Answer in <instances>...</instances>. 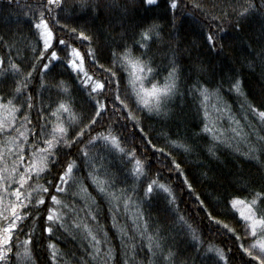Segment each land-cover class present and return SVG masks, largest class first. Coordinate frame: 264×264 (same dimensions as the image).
Instances as JSON below:
<instances>
[{"label": "snow or ice", "instance_id": "snow-or-ice-1", "mask_svg": "<svg viewBox=\"0 0 264 264\" xmlns=\"http://www.w3.org/2000/svg\"><path fill=\"white\" fill-rule=\"evenodd\" d=\"M164 2L166 11L171 12V18L166 21L170 25L168 35L171 37L184 23L186 14L180 13L183 0ZM65 3L66 0H36L35 6L29 8L33 17L29 21V33L35 41L32 49L34 60L29 61L30 69L25 72L23 61L13 60L11 56L6 61L0 58V78H3L0 79V264H12L13 255L16 264H34L33 246L37 244V227L41 241L48 239L45 264H57L67 254L60 252L51 237L56 231L68 230L71 211L82 210L67 202L69 189H73V197L80 196L85 201L87 215L93 221L97 220L92 205L87 202L94 198L81 195L88 193L90 186H94L107 201L109 212L113 213V227L119 223L123 211L132 221V230L147 240L146 245L142 241V246L146 248L143 259L148 264H177L178 255L183 253L167 243L162 228L149 232L151 218L146 217L141 206L151 208L161 193L165 194L168 205L175 204L176 196L172 188L161 181L166 167L177 170L190 191L192 185L180 163L175 159L169 162L171 154L152 144L151 138L143 135L144 129L137 115L138 112L158 117L169 115V104L180 90V68L175 53L169 60L166 75L161 77L163 69L156 65L150 52L163 45L164 28L146 20L133 21L131 34L126 29L120 37L122 43L116 44L112 51L111 63L108 66L100 64L92 47L88 48L86 54L81 51L83 42L90 43L91 37L84 31L77 32L76 28L61 24L62 19H72V14L78 8L83 11L95 8L99 12V0H73L69 15L62 16L66 11ZM139 3L145 6L147 12L149 8L158 6L159 0H139ZM230 6L226 3L221 16L211 17L206 29L204 22L199 21L202 43L210 54H225L222 41L227 31L215 22L227 20ZM111 7L114 8L115 4ZM184 7H190L192 15L203 11L198 0H189ZM253 9H264V0L248 3L237 13V21L245 18ZM124 15L127 16L126 9ZM57 26L65 32V38L55 36ZM235 27L239 29L241 26L236 23ZM2 39L0 37V41ZM260 55L264 56V52ZM86 60L94 65L93 71L86 68ZM37 71L40 73L39 90L32 91ZM64 73H68L72 80L71 87L66 80L56 79ZM49 74L51 82L47 81ZM13 83L14 89L7 91L6 88H11ZM206 85V80L203 83L197 80L191 85L190 94L199 99L203 106L205 123L202 131L211 136L213 144L207 151L210 157H215L219 144L230 145L231 139L241 137L243 132L240 121L230 112L227 113L228 128L220 125L218 118H213L216 113H225L219 103H211L212 98L219 99V90H210ZM230 90L241 93V81L232 80ZM45 92L48 93L47 97ZM246 111L264 125V110L248 105ZM97 125L101 126V131H95ZM105 125L107 129H104ZM129 125L133 129L130 133L133 140L138 130L141 143L146 142L145 146H151L154 159H146L135 144L131 150L121 145L120 137L112 129L118 126L127 129ZM169 143L176 149L188 153L193 151V146L186 142L170 140ZM77 145L79 148L74 152ZM93 147L98 148L99 152L119 154L121 167L116 169L115 177L107 171L101 177L95 171V158L89 152ZM257 150L250 148L247 155H253ZM83 169H89L86 178L77 176ZM153 169L156 175L152 174ZM85 179L90 180L91 185H86ZM117 183H121L122 187L117 188ZM245 191L241 188L225 198L224 207L231 210L233 217H239L237 223H243V237H235L236 241H243L238 250L242 264H264V187L249 195H243ZM196 200L201 207L205 206L199 195ZM207 220L208 226L215 228L217 234L235 232L211 212H207ZM178 222L183 224L184 218L180 217ZM71 227L79 231L81 225L73 223ZM186 227L191 231L198 250L202 244L200 235L191 225ZM82 228L83 238L88 241V251L77 260V264H84L85 261L87 264H111L115 253L108 246L107 232L99 225L93 230L86 222ZM119 230L122 239L127 237L135 241V237L129 236L125 228ZM19 236H24V239L20 240ZM124 249L127 256L130 249L127 245ZM207 252L215 254L214 264H231L229 254L224 249L209 246ZM124 264L132 262L125 259ZM183 264H188L187 258Z\"/></svg>", "mask_w": 264, "mask_h": 264}, {"label": "trees", "instance_id": "trees-1", "mask_svg": "<svg viewBox=\"0 0 264 264\" xmlns=\"http://www.w3.org/2000/svg\"><path fill=\"white\" fill-rule=\"evenodd\" d=\"M99 2L101 4L99 12L95 8L91 11L78 8L72 14V19L61 20V24H67L68 28L74 27L77 32L84 31L91 37L90 43L84 41L81 45L82 54H86L88 48L92 47L99 63L108 66L116 44L122 43L120 37L124 31L127 29L131 34L133 21L146 20L148 23H156L164 28L163 45L150 52V55L155 58L156 65L163 69L161 77L166 75L167 68L170 67L169 60L173 52L180 68V90L169 104V115L158 117L154 114L150 116L145 112H138L137 115L144 129L143 135L150 137L152 144L158 148H164L166 153L171 154L169 162L175 159L180 163L192 188L191 191L188 189L183 182L184 177H181L177 170L167 167L164 169L161 181L172 188L176 202L168 205L164 198L165 194L161 193L151 208L147 205L141 206L146 217L151 218L149 232H155L157 228L163 229V236L167 243L174 245V250L179 249V252L183 253L178 255L177 264H183L185 258L188 264H193V261L195 264H214L215 254L207 252L209 246L224 249L225 253L229 254L231 264H242L238 250L239 244L243 241H236L235 237L236 235L243 237V223H237L239 217H233L231 210L224 207V199L237 193L241 188L246 190L243 195H249L264 187V139H259L264 137V125L259 124L252 114L246 111L248 105L264 110V56L260 55L264 52V9L260 11L253 9L245 18L237 21V13L243 7L248 3H259V0H198L203 11H197L195 15H192L190 7H184L189 0H183L180 13L186 14V19L169 37L170 25L166 21L171 18V12L166 11L164 0H159L158 6L149 8L147 12L139 0H99ZM35 3L36 0H0V37L3 38L0 41V58L6 61L11 56L13 60L23 61L22 68L25 72L31 68L29 61L34 60L32 49L35 47V41L29 33V21L33 17L29 8L34 7ZM226 3L231 5L227 9L229 13L227 20L215 22L227 31V36L222 41L225 45V54L217 56L210 54L202 43L199 21L204 22L206 29L211 17L221 16ZM72 4L73 0H66V11L61 14L62 16L69 15L68 10ZM113 4H115L114 8L111 7ZM125 9L127 16L124 15ZM159 17H164V19ZM236 23L240 24L239 29H236ZM55 36L65 38V32L57 26ZM85 66L89 71L94 70V65L88 63L87 60ZM35 76L32 91L39 90L40 73L37 71ZM56 79H64L70 87L72 86L68 73L57 76ZM234 79L241 81V93L230 90V82ZM197 80L201 83L206 80V86L210 90H219V99L212 98L211 103H219L225 114L216 113L213 118H218L220 125L228 128L227 113L230 112L236 120L240 121L243 132L241 137L232 138L230 145L219 144L216 147L215 157H210L207 151L208 147L213 144L212 138L202 131L205 123L203 106L199 99L190 94V87ZM47 81L51 82V74ZM14 86L13 83L11 88H6V90L10 92ZM47 95L48 93L45 92V97ZM104 129H107V125ZM101 130V126L97 125L95 131ZM112 131L120 137L123 147L131 150L135 144L145 154L146 159H154L151 146H145L146 142L141 143V134L138 130L133 140L130 135L133 132L131 125L127 129L118 126ZM170 140L186 142L193 146V151L188 153L182 149H176L169 143ZM78 148L79 145L73 151L75 152ZM250 148L258 150L253 155H247ZM89 152L95 158L97 165L95 171L101 177L105 171L115 177L116 169L121 167L118 153L99 152L96 147L90 148ZM88 171L89 169H83L77 173V176L86 178ZM152 174H157L155 169ZM85 184L91 185V181L85 179ZM116 187H122V184L117 183ZM72 191L73 189H69L67 202L70 206L74 205L76 209L82 210L71 211L68 218V230L56 231L51 237L60 252L67 254L62 256L57 264H65V262L66 264H77V260L86 255L88 241L83 238L82 228L85 222L93 230L99 225L107 232L108 246L112 247L115 253L111 264H124L125 259L131 261L132 264H148V261L143 259L146 248L142 246V241L143 245H146L147 240L132 230V221L123 211L120 213L119 223L113 227V213L109 212L107 201L94 186H90L88 193L81 195H90L94 198V200L87 201L92 205L94 214L97 215V220L93 221L87 215L88 209L84 207L85 201L80 196L73 197ZM197 195L205 202L204 207H201L196 200ZM207 212H211L227 223L235 229V232L217 234L215 228L208 226ZM180 217L184 218L183 224L178 222ZM73 223L81 225L79 231L71 227ZM186 225H191L192 229L200 235L202 244L198 250L192 240L191 231ZM121 227L128 231L129 236H134L135 241L127 237L122 239L119 230ZM27 231L26 228L25 232ZM101 236L103 237V233ZM19 239L23 240L24 236H19ZM36 239L37 244L33 246L34 264L37 262L45 264V258L48 256V239L41 241L39 227L36 228ZM125 245L130 249L127 256H125ZM12 264H16L14 255ZM84 264L87 262L85 261Z\"/></svg>", "mask_w": 264, "mask_h": 264}]
</instances>
